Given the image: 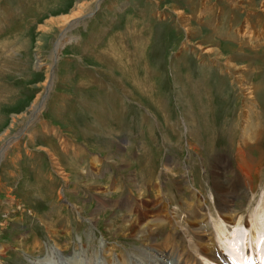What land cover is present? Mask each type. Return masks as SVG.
Instances as JSON below:
<instances>
[{
  "label": "rangeland",
  "instance_id": "374dc122",
  "mask_svg": "<svg viewBox=\"0 0 264 264\" xmlns=\"http://www.w3.org/2000/svg\"><path fill=\"white\" fill-rule=\"evenodd\" d=\"M75 11L86 15L64 27ZM248 24L259 42L242 36ZM263 24L264 0H0V264H38L50 250L70 256L81 246L91 262L104 243L142 249L138 227L119 218L151 219L160 198L176 219L207 211L217 227L226 194L237 220L264 212ZM129 63L154 91L134 92L118 67ZM229 71L255 86L249 117ZM85 78L89 90L72 96ZM256 122L263 130L241 158L242 127Z\"/></svg>",
  "mask_w": 264,
  "mask_h": 264
},
{
  "label": "bare ground",
  "instance_id": "6f19581e",
  "mask_svg": "<svg viewBox=\"0 0 264 264\" xmlns=\"http://www.w3.org/2000/svg\"><path fill=\"white\" fill-rule=\"evenodd\" d=\"M91 12H87V14ZM176 13L179 15V20L181 21L182 26L186 28L188 23H187V19L184 18L183 12L179 10ZM84 15H86V12L85 13H83V11L73 12L68 17H65L66 22L63 26L64 27L69 26L70 28H72L73 21ZM252 24L247 25L242 36L245 35L244 37L246 38L248 37V40L250 41L254 40L256 42L257 40L259 42V37H260L259 31L253 29ZM190 34L191 32L188 35ZM60 41L61 40H59L58 43H60ZM63 43L64 41L62 42V44ZM57 50H58V45L56 46V51ZM212 51L213 48L203 47V53H211ZM229 65L230 64H226L227 67H229ZM118 67L121 68L122 74L129 79L130 81L129 84L132 85L134 92H138L141 94V93H145V91L147 92L154 91L155 88L152 81H148L147 80L148 78L146 77L144 79L138 78L137 76L138 65H135L134 63L132 64L129 63L128 65L125 66L121 65ZM134 69H136V71ZM229 72L232 73V71ZM232 74L236 77L237 84L241 87L242 94L244 95L245 101H247V103L244 104V114H245L247 108L249 109V111L252 110L250 106L253 104L252 101L256 100L255 86L246 80L245 75L239 72H233ZM48 79H49V75L47 77L44 86L47 85ZM124 89L126 90V88ZM41 94L42 93H40L39 97L35 101V104L32 106L30 111H32L34 107L37 105L38 101L41 98ZM196 101L198 103H201L199 99L198 100L196 99L195 102ZM248 103H250L251 105ZM160 105L162 104L160 103ZM44 107L45 105L43 106V108ZM162 111H165V109L164 110L162 109ZM119 114L122 117L121 111L119 112ZM244 116L247 117L248 115L245 114ZM33 125L30 126L26 135H29L30 129L33 127ZM251 127L252 126L250 123H245L244 126L242 127L244 133L241 134L242 138L238 143V149H237L238 153L241 154V158H248V153L246 149L248 143L256 139L257 135L255 133L257 130L259 131L263 130L262 122L260 123L256 122L255 126L253 125V128ZM225 129H224L225 134L230 135L229 128H225ZM250 131H252V135ZM202 132H205V129ZM195 134L197 136V133ZM9 135H6L5 138ZM210 138H212V135ZM210 140L211 139H209V141ZM4 153L2 154L1 161L5 157ZM248 171L249 170L247 171L244 170L241 172L245 180L252 178L251 173ZM218 173L219 172H217L215 177H218ZM161 189L159 190L158 195L164 194ZM253 189L254 188L252 186H248V190L254 191ZM245 195L247 196V191L241 190L240 196L245 197ZM235 199L236 197L232 196V194H226L225 201L228 206V210L225 211L223 208H220L219 206L217 207L218 209L217 212L220 217L219 219H221L226 224L223 227H219V226L217 227L216 225H219V223H212L213 219L211 221V217H210L211 214L207 211H201L200 216H198L197 219L196 218L193 219L190 216L191 214H189V216H187L186 219H183V221H181L180 219H176L175 216L172 215L173 212H169L170 210L166 206L165 200L163 198H160L159 203L153 206L158 209H156L155 214L151 216V219L145 218V220L139 222V220L136 221L126 217L119 218V220L121 219L119 223L121 221L122 223H128L125 225L126 229L128 228V231L135 230L137 229L135 227H138L137 230L138 234L134 231L137 234L136 236L137 239L135 237L134 238L136 241L139 242V244H141V246L143 245L142 249L140 248L135 251H130L131 253L127 254V253H121L119 250V246H117L116 244H112L110 248H107L105 246L106 243H104L103 249L100 253V257L98 256L99 254L98 250L92 251L90 257L91 262H88L87 258L84 257V251L81 248L82 246L78 248L70 256L67 255L65 256L64 252L57 253L54 250L52 251L50 250L48 251L47 255L42 257L37 263L38 264H264V212L261 213L257 211L256 213H254L255 220L249 221L245 218H241L237 220L236 218L237 214H234L232 210V208H234ZM140 206L141 209L145 210L144 213L145 216H147L150 211V208L147 209L148 204L141 203ZM75 207L78 208V205H75ZM188 208H192L190 204ZM216 218L218 219V217H215V219ZM116 222L117 221H109L108 222L109 228H115L114 226L116 225L115 224ZM175 224L177 225L175 226ZM166 228H170L171 231L165 232L164 230ZM216 228H218V232L220 231L222 232V233L220 232V241L228 253L225 251V249L219 247V244H217L218 238L216 236V230H217ZM180 229L183 230V232L181 233L182 236L178 235ZM160 233L161 234L164 233L162 238H158L157 236V234ZM116 234L117 232H113V235ZM177 237H179V240L177 239ZM61 249L62 248H60V250ZM90 250H93V248L91 247ZM104 250L106 252H104ZM102 253H104V256L103 255L101 256ZM157 254H160L161 256H157ZM78 259L80 263H78Z\"/></svg>",
  "mask_w": 264,
  "mask_h": 264
},
{
  "label": "crops",
  "instance_id": "0c3cea01",
  "mask_svg": "<svg viewBox=\"0 0 264 264\" xmlns=\"http://www.w3.org/2000/svg\"><path fill=\"white\" fill-rule=\"evenodd\" d=\"M90 84H91V82H90V78H85V79H81V81H80V83H79V86L77 87H73V91H72V96H76V94H83L82 92H83V90L84 89H87V90H89V88H90ZM71 94H70V96H71ZM84 95V94H83ZM76 102L77 101H72V102H70V106L72 105V106H75L76 105ZM81 102H83L84 104H88L89 102L87 101V100H82ZM107 103L106 102H104L103 101V99L101 100V106L103 107L104 105H106ZM68 105V104H67ZM65 106V105H64ZM105 107V106H104ZM58 110L61 112V111H65V113H67L68 111L67 110H65V109H63V108H61V107H59L58 106ZM62 113V112H61Z\"/></svg>",
  "mask_w": 264,
  "mask_h": 264
},
{
  "label": "water",
  "instance_id": "95a60500",
  "mask_svg": "<svg viewBox=\"0 0 264 264\" xmlns=\"http://www.w3.org/2000/svg\"><path fill=\"white\" fill-rule=\"evenodd\" d=\"M51 79H52V76L50 77V80H51ZM2 152H3V150L0 151V156H1Z\"/></svg>",
  "mask_w": 264,
  "mask_h": 264
}]
</instances>
